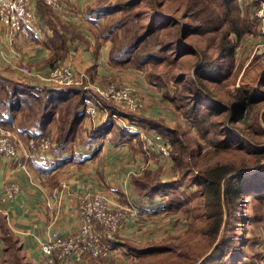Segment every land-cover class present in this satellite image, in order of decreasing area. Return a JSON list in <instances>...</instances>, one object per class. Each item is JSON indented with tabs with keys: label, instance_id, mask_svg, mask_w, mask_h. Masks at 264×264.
Listing matches in <instances>:
<instances>
[{
	"label": "rangeland",
	"instance_id": "1",
	"mask_svg": "<svg viewBox=\"0 0 264 264\" xmlns=\"http://www.w3.org/2000/svg\"><path fill=\"white\" fill-rule=\"evenodd\" d=\"M106 2L112 3V10L118 13L105 16L98 27L100 33L105 29L109 36H113L117 32L120 35L124 30L130 34L132 28H136L140 32H149L150 28L146 24L152 23L153 18L157 20L159 28L168 27L157 32L146 45L149 47L152 42L154 45L159 42L160 45L153 50L157 54L156 56L160 57V62L157 64L158 66L151 68V76L154 71L164 72V81L171 77L170 85L178 87L179 84L173 83V78L183 77L185 81L192 80L195 69L202 63L214 67L209 70L207 75L214 79L220 78L218 81L204 79L199 81L195 78L193 89L186 88L181 92L179 101L181 108L177 110V114L182 119L178 120L174 126L178 131L181 147L179 145L170 146L163 139L169 145L171 164L167 170L164 169V172L159 173L165 181H173L170 185L179 188L172 187L166 194V201L172 202L171 208L167 209L165 214L154 216L150 221L149 225H155H151L152 237L147 241H141L146 235L132 230L131 238H134L135 241L128 239L125 242L140 249H134L132 255L124 254L115 264H202V259L207 255L213 256L206 264H228L227 258L234 255L229 251L235 252L236 248L248 255L264 250V229H262L264 220L251 219V217L257 218L264 212V198H251L244 194L245 199L240 203L243 207L240 209L234 205L228 208V202L226 206L222 202V224L214 232L209 210L211 204L203 196V185L198 178L199 172L204 174L206 170L220 166H234V171L227 176L229 178L239 173L241 175L254 174V170L264 164V157L250 151L251 148L257 151L264 145V4L260 0H237L240 9L237 16L234 12H224L220 9L218 0H211V4L207 1L204 2L206 5L204 11H202V0H108ZM253 2H256V5ZM195 9L198 10L200 17L196 16L197 14H191ZM151 15L152 17H150ZM247 15L249 21H247ZM118 20L124 27L119 31L114 29ZM236 22L240 24L244 32L246 26H251V22H253L254 30L244 33L239 41L232 33L224 37L226 26ZM107 30H110V33ZM96 36L99 42L106 43L100 39V35ZM126 37L128 38L127 35ZM228 38L234 44L230 67L226 65L230 60L221 54L222 45ZM175 42L183 43L188 50H179L176 48ZM141 59L144 60L143 57ZM227 73L228 75H226ZM151 76L152 82L158 79ZM115 84L119 86L127 84L137 90V87L128 82H115ZM171 92L174 93L175 90H171ZM247 92L261 101L254 107L249 105L243 110L246 120L244 123H235L232 121L233 110L237 111L238 105L231 107L230 104L244 98ZM194 94L210 95L211 100L218 106L227 107L225 110L221 109L210 100L212 104L206 108H217L218 110L211 115H202V120L199 122L195 118L202 114V111L194 112V108H191L192 103H189L190 100L196 98L192 97ZM94 98L121 106L130 112L139 111L129 110L120 104L89 92L87 100L85 99L78 108V115L82 116V120L89 119L85 110L92 104ZM4 99L5 95L0 93V118H8L11 121L14 119L13 127L16 126L20 130L24 127L31 131L37 130L30 127L33 124L31 118H35L36 109L30 116L25 115L27 109L17 115L7 114L6 106L2 102ZM26 103H34V101L26 99ZM198 103L202 104V99L196 100L194 104ZM109 122L116 123L108 116L103 125H107ZM240 144L242 146H239ZM51 151L49 152L51 153ZM177 154H181V167H178L173 159ZM253 164L256 165L249 167ZM239 166H247V168L236 171L240 169ZM247 190V187L243 188L244 192ZM162 200L164 202V199H161L160 203ZM133 206L138 207V217L141 218L143 215L140 212L141 205ZM141 221L145 223L144 220ZM181 225L184 227L183 231L177 232L176 229ZM131 228L133 229V226ZM226 243L227 245H225ZM217 244L224 250L222 256L215 253L214 249ZM144 250L148 251L141 254ZM9 251L4 261L5 264H28L20 255H16L13 249H9ZM216 256L217 259H215ZM93 261L94 264L106 262Z\"/></svg>",
	"mask_w": 264,
	"mask_h": 264
},
{
	"label": "crops",
	"instance_id": "2",
	"mask_svg": "<svg viewBox=\"0 0 264 264\" xmlns=\"http://www.w3.org/2000/svg\"><path fill=\"white\" fill-rule=\"evenodd\" d=\"M100 4L104 2L61 0L59 9L53 10L46 6L45 10L38 1L35 4L33 2L36 14L34 25L23 34H18L11 43L0 23L1 76L36 85L34 79L19 72L21 65L46 73L54 64H67L84 76L89 86L87 89L80 88L86 97L89 92L98 95L93 90L95 86L128 82L137 87L143 99V107L136 112L102 100V108H98L95 123L83 119L74 140L65 144L62 154L54 153L55 145L51 153H43L35 162L31 161L26 166H22L20 160H9L0 155V222L17 239L18 250L13 249L15 254L20 255L28 264H42L39 242L44 241L49 233L56 230L62 236H70L76 232L78 198L85 192H103L122 207L139 204L143 214L146 210H152L150 200L134 189L133 180L145 172L162 173L171 164L170 159L160 158L155 140L158 134L145 123L153 122L173 128L182 118L164 96L162 89L150 83L141 71L110 64L109 43L99 42L92 30V21L101 23L104 19L102 16L95 18V13H91ZM54 23L59 24L57 29L65 38L66 47L56 57ZM61 25L67 30L62 29ZM73 34L76 36L72 37ZM52 58L56 59L54 64H51ZM110 109L115 110L112 113L123 117L126 125L130 126L123 128L118 125L132 134L131 137L117 141L116 136L111 135L95 142L90 141V131L105 126L102 122L106 114H111ZM48 135L54 140L53 134ZM7 185L16 186L18 191L10 199L3 200ZM159 201L158 198L153 204ZM141 218L145 220L146 216L141 215ZM131 226L128 224L120 232L118 241H135L131 238ZM140 229V233L146 235L141 241L152 237L151 225L141 224ZM5 249L0 237V264H5L10 252H5ZM54 264L73 263L68 260L55 261ZM258 264H261V257Z\"/></svg>",
	"mask_w": 264,
	"mask_h": 264
},
{
	"label": "trees",
	"instance_id": "3",
	"mask_svg": "<svg viewBox=\"0 0 264 264\" xmlns=\"http://www.w3.org/2000/svg\"><path fill=\"white\" fill-rule=\"evenodd\" d=\"M206 1L211 4V0H202V11L206 10V5L204 4V2ZM218 1L220 2V9H222L224 12H234L238 16L240 9L237 0ZM102 2H104V4H100L92 9L94 11H92L91 13H95V18H97L98 16H102L103 18H105V16L107 17L118 13L112 10V3H107L106 0ZM260 2L264 4V0H260ZM253 3L256 5V2ZM38 4L44 6L45 10L47 9V7L41 2L38 1ZM191 14H197L196 16L200 17L197 9L192 11ZM152 15L150 17H152ZM246 17L248 18V15ZM154 19L155 18H153L152 23L150 22L146 24L150 28L149 32H140V30L132 28V32H130V34H127V32L124 30V32H122L120 35L117 32V34L113 36H109V34L106 33L105 29L104 31H102V33H100V31L98 30V27L101 24L100 22L94 20L91 22V24H94L92 26V30L95 32V34L100 35L101 40L106 41V43H109L108 59L112 66L122 68L130 67L132 69H137L138 71H141L150 83L155 84L160 89H162L164 96L169 99V101L174 105L176 110H180L181 107L179 101L181 100V92L184 91L186 88L188 90H192L195 78H197V80L199 81H202V79L218 81L220 78L214 79L213 77L207 75L209 70L214 69V67L209 66L207 64L204 65L202 63L195 69L194 74L192 75V80L185 81L183 77L173 78V83L176 85L179 84L178 87H173L170 85V82L172 80L171 77H168V80L164 81V72L158 73L157 71H154L152 72L153 76H151V68H155L160 62V57L156 56L157 54L153 50L157 47H160V45L159 42H156L155 45L152 42L149 47H146V45L152 40V37H154L157 32L168 28H159L157 20ZM247 21H249V18L247 19ZM243 23L245 24V22ZM52 27L54 28L55 41H57V45L54 48V54L56 57L59 52L66 50L65 38L61 34V31L57 29V27H59L58 23L52 24ZM60 27L62 29L67 30V28L63 25H61ZM246 27L247 28L244 32V29L240 27V24L238 22L226 26L224 37H226L227 35L229 36V34L232 33L237 37V40L239 41L244 33L251 32L254 30L253 22H251V26ZM123 28L124 27L121 25L120 20H118L114 25V29H118V31ZM107 32L110 33V30H107ZM126 35L128 36V38L126 37ZM75 36V34L72 35V37ZM149 37L151 38L147 41ZM175 44L176 48H178L179 50H188V48L184 46L183 43L175 42ZM233 50L234 44L231 43L230 38H228L224 41L222 45L221 53L225 58H228L230 60L226 64L228 67L232 65ZM140 54L142 55L139 56ZM136 56H139V58H136ZM140 57H143L144 60H142ZM55 60V58H52L53 62L51 61V64H54ZM54 65H52L51 67H53ZM149 74L151 77L158 79L155 80V82H152V78L150 79ZM226 75H228V73ZM226 75L222 76L225 77ZM171 90H175V92L172 93ZM0 93L5 95V99L2 102L6 106L5 109L7 114L11 113L17 115V113L27 109V113L25 115L30 116L32 112L36 109L35 118H31L33 124L30 127L36 128L37 130L33 131L37 132L35 133L25 127L22 130L17 129L16 126L14 128L13 123L15 122V120L13 119L11 121V119L8 118H0V127L2 129L17 132L16 134H18L22 140H26L28 138H36L38 135L53 134L56 145V150H54V153L56 154H62L66 147L65 144L70 142L71 140H74V137L77 131L79 130L80 124L82 122V116L78 115V108L81 104H83L86 98V93L81 88H77L75 86L49 88V86L42 85L40 83H37L36 85H31L25 81L11 80L0 75ZM192 97L196 98L194 100H190L189 103H192L191 108H194V112L202 111V114H199L195 118V120L201 122L202 115H211L218 110L217 108H206V106L212 104L210 102V95L203 96L200 94H194ZM26 99H32L34 103H26ZM198 99H202V104H194L195 101ZM211 101L215 103L213 100ZM259 101H261L259 98L252 96V94H249V92H247L244 98L235 103H231V107H233L234 105H238L237 111L233 110L234 116L232 121L235 123H244L246 120L243 110H245L249 105L254 107L259 103ZM215 104L217 105V107H221V109L224 108V110L225 107H227L218 106L217 103ZM114 111L115 110L110 109L109 113L116 114L112 113ZM145 124L146 126L153 129L155 133L161 136L162 139H165L170 146L175 147L179 145L181 147L179 134L175 127L166 128L161 125L153 124V122H146ZM111 135L116 136L117 141H124L125 139L130 138L132 134H130L126 129L120 128L116 123L109 122L107 125L100 129L90 131L89 139L90 141L95 142L97 140L107 138L108 136L110 137ZM239 146H242V144H240ZM250 151H254L255 154L264 157V145L260 147L257 151L252 148L250 149ZM173 159L177 163V166L181 167V154H177L173 157ZM255 165L253 164L249 167H253ZM233 167L234 166H220L206 170L204 174H202V172H199L198 174L200 183L203 185V196H205V198L209 200L211 204L209 210L211 216L210 219L212 221V229L214 232H216L222 224V202L225 204V206L228 202V208L234 205L238 209H240L241 207H243V205L240 203L243 202L245 199L244 194L251 198H264V164L260 165L256 170H254V174L245 173L246 175H241V173H239L229 178L227 176L234 171ZM239 168L240 169L236 171H241L247 168V166H239ZM227 178L229 179L226 180ZM171 182L173 181H163L162 176L160 177L159 173L156 172H145L143 176L133 180L134 189H136V192H140V194L147 197L153 207L152 210H146L145 214H143L146 216L145 220L139 218L141 223H143L141 220H144L146 221L145 224H150V221L152 220L151 218L156 215L165 214L167 209L171 208L172 202L166 201V194L172 187L177 189L179 188L177 186L170 185ZM244 187L248 188L247 192L243 191ZM222 195H224V197H222ZM158 198L159 200L164 199V202L162 200V203H160L159 201L156 204L154 203V205L153 201ZM238 201H240L239 205H237ZM140 211L142 210L140 209ZM251 219L264 220V212H262V214H260V216H258L257 218L251 217ZM183 229L184 227L183 225H181L176 229V231L182 232ZM262 229L264 228L262 227ZM0 237L5 245V252H7L9 249L18 250L17 239L9 233L6 225L3 222H0ZM112 245L115 248L122 249V251L126 252L128 255H132L133 250L139 248L131 246V244L127 242H122L118 240H115ZM225 245H227V243ZM214 250L216 251L215 253H217V255L219 256H222L224 254V250L223 248H221V246H219V244L216 245ZM146 251H142L141 254H144ZM229 252L233 253L234 255L231 258L229 257V259L227 258L226 261L228 262V264H258L259 258H262L263 256L262 250L257 251L255 254L251 255L245 254L237 248L235 252ZM212 256L213 255H211V257ZM211 257L209 255L205 256V258L202 260V264L208 263ZM217 258L218 257L216 256L215 259ZM93 262V260H90L88 264H94ZM117 262V259L114 258H111L110 260H107L104 263L100 261V263L102 264H115Z\"/></svg>",
	"mask_w": 264,
	"mask_h": 264
},
{
	"label": "built area",
	"instance_id": "4",
	"mask_svg": "<svg viewBox=\"0 0 264 264\" xmlns=\"http://www.w3.org/2000/svg\"><path fill=\"white\" fill-rule=\"evenodd\" d=\"M36 1L53 10L59 9L61 2V0H0V23L4 26L10 43L18 34H23L27 28L34 25L36 14L33 2L35 4ZM18 70L21 74L49 88L75 86L87 89L89 86L85 83L84 76L67 64L58 63L50 67L46 73L23 65ZM93 90L100 97L129 110L136 111L143 107L142 96L133 86L108 83L104 86H95ZM98 108H102L99 98H94L92 104L86 108L92 123H95ZM106 116L114 119L117 125L130 128L121 116L117 114H106ZM155 140L160 158L169 160V145L160 136H156ZM54 146L53 137L49 135H38L36 138L22 140L14 132L0 127V155L9 160H20L22 166H26L31 161L35 162L39 156L49 152ZM17 191L16 186L7 185L2 199H10ZM77 215L78 228L72 235L62 236L54 230L44 241L39 242L42 264L68 260L73 264H87L90 260L107 261L111 258L118 260L126 254L122 249L112 245L120 232L128 224H132L133 231L137 233L141 231L138 207L133 204L122 207L103 192L89 191L82 194L78 198ZM261 264H264V254Z\"/></svg>",
	"mask_w": 264,
	"mask_h": 264
},
{
	"label": "water",
	"instance_id": "5",
	"mask_svg": "<svg viewBox=\"0 0 264 264\" xmlns=\"http://www.w3.org/2000/svg\"><path fill=\"white\" fill-rule=\"evenodd\" d=\"M203 259H204V258H203ZM203 259H202V260H203Z\"/></svg>",
	"mask_w": 264,
	"mask_h": 264
}]
</instances>
